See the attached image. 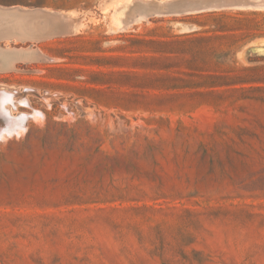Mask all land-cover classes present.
<instances>
[{
	"label": "rangeland",
	"instance_id": "1",
	"mask_svg": "<svg viewBox=\"0 0 264 264\" xmlns=\"http://www.w3.org/2000/svg\"><path fill=\"white\" fill-rule=\"evenodd\" d=\"M159 1L0 0L69 15L0 39V264H264V0Z\"/></svg>",
	"mask_w": 264,
	"mask_h": 264
},
{
	"label": "bare ground",
	"instance_id": "2",
	"mask_svg": "<svg viewBox=\"0 0 264 264\" xmlns=\"http://www.w3.org/2000/svg\"><path fill=\"white\" fill-rule=\"evenodd\" d=\"M157 1H159V0H157ZM162 1V0H161ZM160 2V1H159ZM158 2V3H159ZM163 2H164V0H163ZM0 8H6V9H11V10H21V11H29V12H32V13H35L36 14V17L34 18V19H23V18H21V17H12V18H8V19H5L7 22H11L12 24L13 23H15V24H17V23H27V27H33L34 28V26L36 27L37 25V27L38 28H34V30L33 31H35V29H37V30H40L41 31V29L43 28V27H41V25L42 26H44L45 24L44 23H46V24H48V21H50L51 20V27H50V29H52L53 28V26H54V29L56 28V30L53 32V31H51V32H49V33H46V34H42V36L41 35H39V36H37L36 34H34L33 36H28L29 38H31V39H40V38H45L46 36H52L53 34H55V33H57V32H59V31H61L62 29H61V26H60V22H61V20H63V18H64V15L65 14H62V12H60V13H58L57 11H54V10H49V9H47V8H44V9H41V8H25V7H22V6H19V5H12V6H0ZM68 13V12H67ZM67 16V15H66ZM66 16H65V18L64 19H66L67 20V18H66ZM69 16V15H68ZM67 16V17H68ZM70 17H72V16H70ZM77 17V16H76ZM80 18V17H79ZM61 19V20H60ZM78 18H75V20H77ZM65 21V20H64ZM68 21H71V20H68ZM66 22V21H65ZM77 23H78V20H77ZM37 24V25H36ZM74 25V24H73ZM62 27H63V25H62ZM13 29H15L16 27H12ZM25 28H26V26H25ZM45 28V27H44ZM22 29H24V28H22ZM47 29H49L48 28V25H47ZM28 30V29H27ZM65 30H67V28H65ZM74 30V29H73ZM72 30V31H73ZM74 32V31H73ZM72 33V32H71ZM14 34H16V33H11L10 35H11V37L12 38H14L13 36H14ZM56 35V34H55ZM15 37H17L18 38V36H15ZM24 37V36H23ZM23 37L21 36V38L23 39ZM19 38H20V36H19ZM24 39H25V37H24ZM47 56H45L43 53H41L40 51H38V50H36V51H34V56H25V58L24 59H26V60H31V59H38V60H41V59H45ZM14 60L15 59H13L12 57H7V58H3V59H0V70L1 69H5V66H9V68L11 67L12 69L13 68H16L15 67V65L13 64V62H14ZM6 67V69H8L9 70V68H7ZM11 69V70H12ZM13 88V87H12ZM11 88V89H12ZM10 89V88H9ZM18 89V88H17ZM20 89V88H19ZM32 89V88H31ZM34 89V88H33ZM3 90V89H2ZM6 90V89H5ZM30 90V89H29ZM7 91V90H6ZM13 91V90H12ZM11 91V92H12ZM20 91V90H19ZM0 92H1V86H0ZM7 92H10V90L9 91H7ZM22 92V91H21ZM30 92V91H29ZM1 93H4L3 91L1 92ZM0 93V94H1ZM34 93H36L35 91H34ZM8 94V93H7ZM10 94V93H9ZM27 94V93H26ZM30 94V93H29ZM38 94V93H37ZM17 95H19V92H18V94ZM1 96V95H0ZM11 96V95H10ZM19 97V96H18ZM25 97H26V95H25ZM10 98V97H9ZM9 98L7 99V101L9 102ZM16 98V97H15ZM27 99V98H26ZM10 100H12V99H10ZM1 101V100H0ZM5 101V100H4ZM13 101V100H12ZM21 101V100H20ZM23 102H24V100H23ZM22 102V103H23ZM3 102L1 101L0 102V106H1V104H2ZM29 103V102H28ZM6 104H7V102H6ZM5 104V105H6ZM10 104H12L11 102H10ZM25 104V103H24ZM3 107L4 106H2V108H0V110L1 109H3ZM11 107V106H10ZM10 107L9 106H7V109H8V111L7 112H9V109H10ZM5 108V107H4ZM5 110V109H4ZM37 111H39V110H37ZM13 112V111H12ZM5 113V112H4ZM11 113V112H10ZM16 113V112H15ZM23 113H24V111H23ZM26 113V112H25ZM39 113H40V111H39ZM7 114V113H6ZM19 114V113H18ZM11 115H12V113H11ZM4 116V115H3ZM16 116V115H15ZM41 116V115H40ZM12 116H10V118H11ZM1 118H2V116H1ZM0 118V119H1ZM9 118V117H8ZM8 118H6L5 120H7L8 121ZM17 118V117H16ZM33 118V117H32ZM14 119V118H13ZM11 120L12 121V123L13 122H15L14 120ZM28 120H29V118H27ZM4 120V121H5ZM15 120H17V121H19L18 119H15ZM17 121H16V123H17ZM27 122V121H26ZM11 123V124H12ZM10 124V125H11ZM24 123H22V125H23ZM13 125V124H12ZM14 125H15V123H14ZM6 126V125H5ZM25 128H26V123H25ZM8 127V126H7ZM20 127V126H19ZM7 130V129H6ZM21 130H23V129H21ZM11 131V130H10ZM20 132H22V131H20ZM8 133V132H7ZM14 133V132H13ZM9 135H10V133H9ZM4 136V135H3Z\"/></svg>",
	"mask_w": 264,
	"mask_h": 264
},
{
	"label": "water",
	"instance_id": "3",
	"mask_svg": "<svg viewBox=\"0 0 264 264\" xmlns=\"http://www.w3.org/2000/svg\"><path fill=\"white\" fill-rule=\"evenodd\" d=\"M12 17H21L23 19H34L36 17L35 13L29 11H21V10H11L6 8H0V39L11 37V33L15 32L16 29H13V25L9 24L5 19ZM50 30H46L45 28L40 30H35L34 34L37 36L42 34L49 33Z\"/></svg>",
	"mask_w": 264,
	"mask_h": 264
},
{
	"label": "crops",
	"instance_id": "4",
	"mask_svg": "<svg viewBox=\"0 0 264 264\" xmlns=\"http://www.w3.org/2000/svg\"><path fill=\"white\" fill-rule=\"evenodd\" d=\"M12 5H20V4H11V5H3V4H0V6H12ZM20 6H22V5H20ZM24 7V6H23ZM35 7H40V6H34V8ZM30 8H32V7H30Z\"/></svg>",
	"mask_w": 264,
	"mask_h": 264
}]
</instances>
